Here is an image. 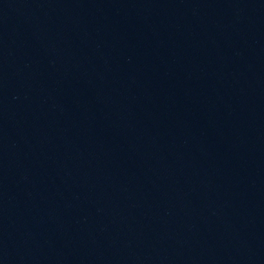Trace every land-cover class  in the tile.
<instances>
[{
  "label": "water",
  "instance_id": "95a60500",
  "mask_svg": "<svg viewBox=\"0 0 264 264\" xmlns=\"http://www.w3.org/2000/svg\"><path fill=\"white\" fill-rule=\"evenodd\" d=\"M0 264H264V0H0Z\"/></svg>",
  "mask_w": 264,
  "mask_h": 264
}]
</instances>
